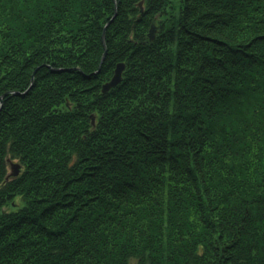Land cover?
<instances>
[{
    "label": "trees",
    "instance_id": "trees-1",
    "mask_svg": "<svg viewBox=\"0 0 264 264\" xmlns=\"http://www.w3.org/2000/svg\"><path fill=\"white\" fill-rule=\"evenodd\" d=\"M0 264H264V0H0Z\"/></svg>",
    "mask_w": 264,
    "mask_h": 264
},
{
    "label": "water",
    "instance_id": "water-1",
    "mask_svg": "<svg viewBox=\"0 0 264 264\" xmlns=\"http://www.w3.org/2000/svg\"><path fill=\"white\" fill-rule=\"evenodd\" d=\"M106 27V26H105ZM155 31H156V28L154 25H152L151 29H150V32H149V35L151 38H154L155 36ZM105 33L103 34V40H104V43H105ZM106 46V44H105ZM106 53H107V49L106 51L104 52L103 54V58H102V62L104 61V58L106 56ZM123 67H124V64L123 63H119L115 69V73L113 75V77L108 81L106 82L104 85H103V91H106L108 90L110 87L116 85L120 80H121V77H122V70H123ZM12 174L13 175H16L19 173L20 171V164L19 163H12Z\"/></svg>",
    "mask_w": 264,
    "mask_h": 264
},
{
    "label": "rangeland",
    "instance_id": "rangeland-1",
    "mask_svg": "<svg viewBox=\"0 0 264 264\" xmlns=\"http://www.w3.org/2000/svg\"><path fill=\"white\" fill-rule=\"evenodd\" d=\"M11 163H12V162H11ZM11 163H10V162L8 163V166H9V167H8V168H9V171H11V170H12ZM14 163H18V162H16V160H15V162H14Z\"/></svg>",
    "mask_w": 264,
    "mask_h": 264
},
{
    "label": "bare ground",
    "instance_id": "bare-ground-1",
    "mask_svg": "<svg viewBox=\"0 0 264 264\" xmlns=\"http://www.w3.org/2000/svg\"><path fill=\"white\" fill-rule=\"evenodd\" d=\"M155 37V36H154ZM104 39H105V37H104Z\"/></svg>",
    "mask_w": 264,
    "mask_h": 264
}]
</instances>
